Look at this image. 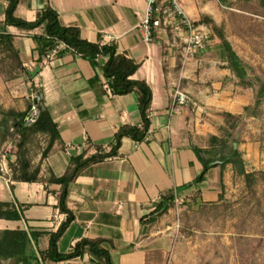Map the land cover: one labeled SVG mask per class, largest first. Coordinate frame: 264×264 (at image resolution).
<instances>
[{"label":"crops","instance_id":"obj_1","mask_svg":"<svg viewBox=\"0 0 264 264\" xmlns=\"http://www.w3.org/2000/svg\"><path fill=\"white\" fill-rule=\"evenodd\" d=\"M222 1L183 0V4L193 19L206 15L220 24L224 16L218 5L224 8L226 4V0ZM47 5L58 12L62 24L79 27L84 39L114 44L134 59L138 69L131 77L146 81L153 92L147 137L142 141L124 137L116 156L84 167L71 184L68 206L75 220L61 237L60 250L70 252L72 244L84 237L103 238L115 264H181L175 254L172 226L168 224L172 207L162 216L150 217L157 203L171 191L185 201L196 197V201L208 202L219 197L220 167L210 168L204 181L186 185L201 176L204 169L194 147L207 148L206 136L219 135L214 106L221 108L217 111L241 114L250 103H244L240 110L236 107V111L229 97L237 79L224 67L223 44L216 36L181 74L180 51L170 33L155 28L150 41L144 38L141 23L146 0H20L16 15L33 21ZM5 6L6 2L0 1V20ZM8 30L15 35L23 65L32 77L24 74L6 82L0 74L5 84L0 101L6 107L27 109L30 85L37 81L43 104L58 125L59 138L46 157L42 158L41 151L33 159L34 164H41L42 179L14 181L5 175L15 194L20 186V197L4 201L18 204L21 219H0V229L21 226L33 231L37 233V249L45 250L50 234L67 216L58 206L60 185L48 178L65 174L74 155L86 158L98 148L107 151L120 126L139 125L142 119L135 92L114 94L106 87L105 57L92 60L71 50L59 52L48 62L44 56L38 62L34 35L43 34V27L24 30L10 26ZM179 78L205 113L193 107L179 114L169 113L173 83ZM8 222L14 224L9 226ZM42 264H98V260L86 252L70 260H43Z\"/></svg>","mask_w":264,"mask_h":264},{"label":"trees","instance_id":"obj_2","mask_svg":"<svg viewBox=\"0 0 264 264\" xmlns=\"http://www.w3.org/2000/svg\"><path fill=\"white\" fill-rule=\"evenodd\" d=\"M0 1L6 2L3 12L4 18L0 20V74L4 81L15 80L24 74L28 75L29 78L32 77L31 72L23 65L20 51L15 44V35L8 28L15 26L24 30H34L43 27V34L34 35L36 51L39 54L38 62H41L46 53L59 43L66 44L59 51L60 54L72 50L92 60L98 59L99 56L105 57L103 71L110 90L114 94L135 92L138 96V108L142 119L139 125L126 124L120 126L114 134L109 150L98 148L95 154L86 158L83 154L74 155L70 159V165L65 174L59 177L53 175L48 178L49 182L60 185L58 206L60 211L67 215L66 219L56 232L50 234L49 246L45 250L37 249V233L33 231H28L21 226L14 229H0V264H42L43 260H70L81 257L86 252L92 254L98 260V264H115L109 250L104 246L106 240L103 238L84 237L72 244L70 252L60 250L61 237L75 220V214L68 206V196L71 184L80 171L90 164L116 156L124 137H130L136 141H142L147 137L151 124L152 89L146 81L131 77L138 69V64L134 59L120 52L114 44L100 45L84 39L80 28L62 24L58 12L50 5L41 10L35 20L28 21L16 15L20 0ZM225 2V5L231 3L227 0ZM199 21L208 22L212 28L213 37L217 36L220 39L226 50L224 67L232 71L237 83L243 87H253L255 100L252 104L244 107V112L249 116L255 115L256 110L264 101V80L260 76H250L251 67L235 50L227 36L223 22L218 24L212 17L206 15H203ZM28 107L25 110L14 106L6 107L0 101V148H4V145L10 142L13 143L12 153L8 155V167L10 169L8 176L11 180L35 182L42 179L41 164H34L33 159L41 151L42 158L50 153L55 141L59 138V129L43 102L40 104L41 115L38 121L30 126H25L23 117ZM221 114L224 117V123L218 128L220 134L212 136V143L207 148L194 147L204 169L202 175L198 176L192 183L187 184V187L204 181L210 168L220 167L219 184L222 189H225L224 175L229 165H231L235 175L244 177L248 185L255 183L256 174L247 170L246 160L235 136L243 114H234L229 111H222ZM3 172L0 163V174ZM223 197L222 191L219 193V199ZM193 200L195 201L196 197ZM174 202L175 194L173 191L165 194L157 203L150 219L168 213ZM0 219L20 220L21 213L18 204L14 201L0 200ZM181 232L183 234L191 233L189 229H186V226L181 228Z\"/></svg>","mask_w":264,"mask_h":264},{"label":"rangeland","instance_id":"obj_3","mask_svg":"<svg viewBox=\"0 0 264 264\" xmlns=\"http://www.w3.org/2000/svg\"><path fill=\"white\" fill-rule=\"evenodd\" d=\"M227 1L231 3L224 8L218 5L224 16L227 36L238 54L250 65V76H260L264 80V0ZM4 87L0 77V95ZM233 91L229 97L233 98L236 111L244 107V103L250 101L252 104L255 100L253 87H243L236 82ZM2 96L5 97L6 93ZM217 110L214 113L219 117L220 127L224 117L222 111ZM256 111L255 115L249 116L243 110L235 135L247 170L256 174L255 183L248 185L244 177L235 175L229 165L224 175L225 189L219 184L224 195L222 199L218 197L216 201L203 202L191 198L172 205L168 224L172 226L170 231L175 236V254L181 264H264V101ZM212 136L205 138L208 146L212 143ZM1 148L2 164L4 154L8 157L12 153L13 143ZM4 176H0V200L17 199L21 196L20 186L15 194ZM8 224L12 226L14 222ZM183 226L191 233L183 234Z\"/></svg>","mask_w":264,"mask_h":264},{"label":"built area","instance_id":"obj_4","mask_svg":"<svg viewBox=\"0 0 264 264\" xmlns=\"http://www.w3.org/2000/svg\"><path fill=\"white\" fill-rule=\"evenodd\" d=\"M141 27L144 29L146 41L152 39L155 28L164 29L172 35L173 43L178 47L181 55V74L213 38L210 24L193 19L185 10L183 0H146V12ZM65 46V43L55 45L46 53L45 62L51 60ZM100 57L102 56L98 58ZM106 87L110 90L108 82ZM27 97L29 107L23 117V124L30 126L38 121L41 115L40 104L44 100L37 81L30 85V92ZM188 107L195 108L201 114L206 112L205 108L182 86L181 78H179L173 83L172 103L169 113L179 114ZM106 149L109 150L110 147L107 146ZM3 157L4 160L1 165L4 172L0 176H4V173L10 171L7 154H4ZM6 182L10 183V179H6ZM184 201L183 198L179 199L175 196L177 204Z\"/></svg>","mask_w":264,"mask_h":264}]
</instances>
